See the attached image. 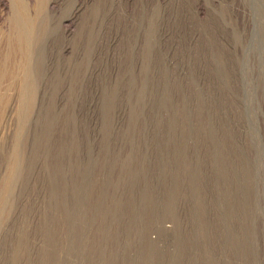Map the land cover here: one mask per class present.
<instances>
[{"label": "rangeland", "instance_id": "374dc122", "mask_svg": "<svg viewBox=\"0 0 264 264\" xmlns=\"http://www.w3.org/2000/svg\"><path fill=\"white\" fill-rule=\"evenodd\" d=\"M0 264H264V0H0Z\"/></svg>", "mask_w": 264, "mask_h": 264}]
</instances>
